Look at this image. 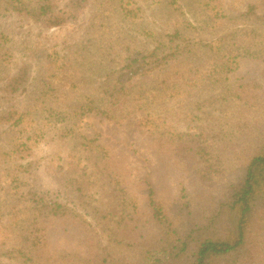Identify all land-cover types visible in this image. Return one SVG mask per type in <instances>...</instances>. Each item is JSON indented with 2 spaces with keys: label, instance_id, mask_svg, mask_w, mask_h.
Wrapping results in <instances>:
<instances>
[{
  "label": "trees",
  "instance_id": "obj_1",
  "mask_svg": "<svg viewBox=\"0 0 264 264\" xmlns=\"http://www.w3.org/2000/svg\"><path fill=\"white\" fill-rule=\"evenodd\" d=\"M92 1L94 10L80 42L64 54L48 55L38 102L24 111L0 112V175L10 178L15 202L29 195L20 208L12 202L0 212V264H72L68 250L50 249L53 223L48 225L46 218L82 215L57 199L31 191L24 196L21 191L24 177L30 174L24 152L38 137L51 128L69 135L86 116L122 121L134 112L140 113L135 126L164 137L173 133L172 120L186 102L191 103L186 110L201 109L207 102L213 105L209 111L216 113L212 134L194 136L193 145H185L181 137V154L196 157L193 175L208 181L237 171L238 178L217 196L184 193L183 186L171 210L145 181L147 223L157 233L131 232L132 220L141 209L139 196L119 185L107 154L86 137L79 144L96 153L99 162H94V170L108 177L110 196L119 207L118 214L104 217L103 226L106 240L118 250L101 251L96 263L85 257L78 260L83 264H264V98L253 92L252 81L237 75L242 59L264 62V12L259 13L253 3L240 7L237 0ZM84 2L75 0L62 11L51 8L48 0H0V7L59 26L76 20ZM143 2L155 6L152 16L158 20L150 22L154 26L143 20ZM5 39L0 34V47ZM4 57L0 52V68ZM24 68L6 78L10 92L27 80ZM155 68L160 73L154 82L134 91L127 86L132 76ZM98 77L102 80L96 85ZM204 93L209 96L202 102ZM123 97L122 106L116 107ZM76 189L85 198L84 190ZM83 203L78 207L84 209ZM13 239L22 247L7 248ZM132 254L135 261L128 262L126 256Z\"/></svg>",
  "mask_w": 264,
  "mask_h": 264
},
{
  "label": "rangeland",
  "instance_id": "obj_2",
  "mask_svg": "<svg viewBox=\"0 0 264 264\" xmlns=\"http://www.w3.org/2000/svg\"><path fill=\"white\" fill-rule=\"evenodd\" d=\"M48 1L51 8L60 11L75 4V0ZM250 3L257 6L259 13L264 12L262 0L236 2L240 7ZM83 4L85 8L80 9L76 20L71 19L59 26H47L25 12L0 7V34L7 38L0 47V52L5 56V63L0 68V112L8 109L24 111L38 102L35 98L42 85L48 55L55 51L64 54L73 50L87 29L94 10L92 7L94 1L87 0ZM142 6L146 10L144 22L152 25L150 22L156 18L155 15L152 16L155 6H151L149 2H143ZM168 24L171 28L172 21ZM118 62L122 64L123 57H120ZM24 67L27 80L23 85L17 86L16 91L10 92L6 78L17 72L22 73L25 71ZM159 73L160 69L155 68L136 74L128 80L127 86L132 87L133 91L137 90L141 85L154 82ZM237 75L243 80L252 81L253 92L264 98V62L254 58L242 59ZM101 80L102 77H98L95 80L96 85ZM102 96L103 93L100 92L99 97ZM208 96L209 93L202 94L200 101L204 102ZM124 101L125 97L116 104V107L122 106ZM187 104L191 103L186 102L184 108L178 109L175 119L172 120L173 133L168 136L161 137L155 131L135 126L134 120L140 113L134 112L122 121L90 115L78 121L73 126L71 134L65 135L57 128H51L38 137V141L30 149L25 150L23 162L30 163V174L24 177L21 184L24 196L31 191L49 200L57 199L66 203L77 215H82L66 216L63 220L54 221L53 218H46L48 225L53 223L50 229L53 241L51 250H68L72 258L68 263L72 264H83L78 260L79 257L96 263L101 251L118 250L106 240L103 226L107 222V218L104 217L118 214L119 207L110 196L108 177L104 172L94 170V162H99L96 153L82 148L79 144L86 137L94 139L101 146V154H107L109 169L119 185L139 196L141 209L132 220L133 226L129 230L131 232L157 233V228L147 223L149 215L145 214L148 211L144 198L145 181L155 189L156 195L166 209L171 210L172 206L176 207V200L179 199L183 186L184 193L202 191L203 194L217 196L229 183L238 178L237 171L224 172L218 178L208 181H201L193 175L196 157L193 155L184 157L181 154V137L183 136V140L186 141L185 145H193L194 136L212 134L217 128L216 113L209 111L213 105L207 102L201 109L186 110ZM41 107L42 105H39L38 109ZM10 181V178L0 175V212H6L8 209L3 207L12 202L20 208L21 202H27L29 196L26 195V198L15 202L16 196L10 189ZM113 184L118 186L115 182ZM78 187L84 190L86 202L85 198L79 197L81 191L76 189ZM80 202H84L86 206L84 209L78 207ZM91 207L96 209H90ZM6 247L21 248L22 244L13 239ZM121 257L123 255L117 256ZM126 259L128 262H134L135 256L127 255Z\"/></svg>",
  "mask_w": 264,
  "mask_h": 264
}]
</instances>
